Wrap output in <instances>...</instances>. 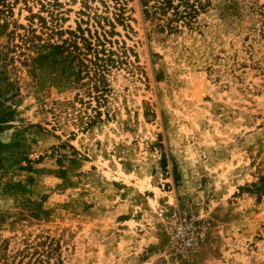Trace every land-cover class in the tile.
I'll return each mask as SVG.
<instances>
[{
    "label": "rangeland",
    "instance_id": "rangeland-1",
    "mask_svg": "<svg viewBox=\"0 0 264 264\" xmlns=\"http://www.w3.org/2000/svg\"><path fill=\"white\" fill-rule=\"evenodd\" d=\"M6 2L0 45L29 14L74 31L113 6ZM209 4L169 34L127 0L111 40L139 73L111 70L91 126L49 70H0V264H264V0Z\"/></svg>",
    "mask_w": 264,
    "mask_h": 264
},
{
    "label": "trees",
    "instance_id": "trees-1",
    "mask_svg": "<svg viewBox=\"0 0 264 264\" xmlns=\"http://www.w3.org/2000/svg\"><path fill=\"white\" fill-rule=\"evenodd\" d=\"M126 2L113 0L110 18L95 11L81 12L80 15L85 17L80 21L84 27L80 28L78 24L74 31L58 30L52 22L47 25L44 18L29 14V25L22 28L23 33L10 31L7 34L9 42L0 45V70H7L11 61H17L36 77L49 70L50 83L72 89L73 100L89 110L87 126L99 123L101 115L108 116L106 103L110 89L107 76L111 70H123L131 76L139 73L133 51L123 42L118 45L111 40L117 36L116 26L122 31H131ZM138 4L145 20L162 21L169 34H178L181 28L190 30L198 14L204 13L210 5L209 0H138ZM9 6L6 0H0V14ZM47 6L50 10L45 13L51 19L55 17L53 9L57 4ZM102 7L106 13L108 7L104 3ZM87 8L84 5V9ZM33 19L37 21V30L31 28ZM11 114L9 110H1L0 126L9 121Z\"/></svg>",
    "mask_w": 264,
    "mask_h": 264
}]
</instances>
